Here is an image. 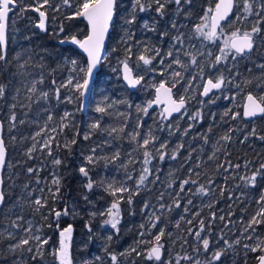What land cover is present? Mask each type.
I'll list each match as a JSON object with an SVG mask.
<instances>
[{"label":"rangeland","instance_id":"374dc122","mask_svg":"<svg viewBox=\"0 0 264 264\" xmlns=\"http://www.w3.org/2000/svg\"><path fill=\"white\" fill-rule=\"evenodd\" d=\"M213 1L214 0H192L191 4L195 6L196 4L201 5L205 3L204 11L206 12V10L213 8ZM39 2L42 3V0H39ZM81 2L82 0H69V4H64L63 0H49V4L40 9L45 12V28L55 27V30H51L55 38L60 40L61 44L67 43L68 46L71 47L70 49L76 44L72 41L73 37L76 38V36H74L76 27L75 25H71V29L66 31L63 29L64 27H62V21H64V19L68 20V17H81L75 15ZM149 2L150 0H141V3H143L146 8ZM161 2L164 3L165 0H161ZM184 2L185 0H181L180 5H183ZM257 2H259V0H257ZM170 3L171 2H168L166 4ZM134 4L135 0H128L127 2L123 1L121 5L117 7L121 20L124 19L123 21L128 23L127 21L131 20L133 15H136V12L139 11V7H136L134 10ZM29 5L32 7H28ZM36 6H38V0H17L15 10L9 13L8 31L10 33V43H12L13 40L17 38V34L22 31H24V35L28 29L31 30L33 27H36L38 31L41 30L38 27L41 19L40 15L37 11L33 10ZM156 7L157 5L154 0H152V6L147 10L150 12L153 10L159 14L156 11ZM166 9L165 7L164 14ZM180 9V6L174 8L169 21L172 28L164 30L161 34L164 36L165 32H169V29L170 31L172 29L175 30L172 38L165 42V46L163 48H157L160 54L157 55L155 51L151 50L147 53L143 52L142 54V50H140L139 54L133 59V71L140 76L150 74L152 71L150 74V83H148L146 87L153 85V80L156 79L158 73H168L172 77L175 76V72H179L181 75L175 76L172 81L173 84L178 86L177 95L187 98L193 104L197 101V97L199 99V92L204 78L211 76L219 78L223 76L224 78H228V84L225 86V89L218 91L217 94L207 99H199L197 101L198 106L195 108L193 107L190 112H188V110L183 111L168 123L163 122L159 125L155 116V110H150L147 105L143 107L142 101L137 98L136 94H128L126 96V93L123 92L121 88L122 82H120L118 86L116 83H113V75L117 76L119 74V71L117 72V68L119 69L118 61L123 60L122 57L118 59V56L113 55V45L115 41L122 42V40L128 39V34L131 32L128 30L129 27H126L125 33L115 34L112 39L108 40L98 72L99 76L97 82L94 89H92L90 99L85 107V111L82 113L83 117L81 116V118H77L78 116L76 115L80 112L81 90H77L75 85L77 83L82 84L84 81L85 72L87 70L85 58L83 59L79 55H74L69 50L65 52L58 51V55L53 58L54 64L51 66L48 61L43 58V48L36 47V50H34L36 54L33 58L30 57L27 59L26 65L23 66L19 75L21 83L16 84L14 88L11 89L8 95L9 101L5 104L0 98V120L3 122V137L7 148L3 181L4 179H11L13 181L15 175L23 180L24 176L27 175L26 172L28 169L26 171L19 169L15 171L13 166L22 162L24 158L25 160L27 158V162L30 164L29 168L33 169L28 175L34 176L33 178L30 177L25 183L22 182L20 185H15L16 188L13 187L12 184L9 189L8 186L3 187L4 202L0 205V243L3 239L7 240V253L22 251L24 248L21 246L23 245L18 248L15 246L20 244L24 239H29V244L25 245V254L29 248L33 249L34 253L43 250L44 243L41 244L36 241L34 237L39 236L41 241H47L48 239L47 235L43 232L42 224H40L37 219V215L42 219L48 218V211L44 212V214H41L40 211L42 210L43 204L48 199L53 200L51 196L54 195L57 188V185L53 184V180L58 178V172L54 167V161L57 160V156L53 154V148L59 139H62L63 144L68 146L77 135L78 127H80L81 124L83 130L81 136L83 138L86 135H90L92 128H98L99 134L104 133V139L100 143H104V146L94 142V144L89 145L88 152L83 153L82 157L83 160L89 163L87 158L92 156V164L96 163L99 158L105 160L103 172L101 174L104 186L107 188L112 198L120 199L124 192H117L113 195L112 189L124 187L129 190L125 192L135 194L143 187H149L154 181H159L165 185L170 178H175L174 170H170L167 174L165 173L159 176L154 168L152 169L154 166L152 163L145 166V164H141V161L143 162L146 157L145 152L161 155L162 151L169 145L170 138L175 139L173 140L175 144L180 140V136L186 133L188 134L187 128L190 126L185 118L187 115L193 114L194 116L196 113L205 114L210 104L217 105V116L222 115V112L228 111L232 109L233 106H237L242 102L245 94L249 92L248 89L246 91L248 85H252L255 89L259 88L260 91L257 90L259 92V98L264 96V67H261V65H264V33L262 32L264 29V12H262L260 16L248 15L243 10V0H235V9L232 17L216 33V36L212 40H209L196 32V27L198 25L208 24L205 19L207 14L205 16L199 15V11H194L191 12V20L193 21L189 22L182 20V22L178 23L175 19ZM63 13L64 17H60ZM237 17H239V19ZM259 22L262 24L261 28L259 27L260 32L257 33V35H259V41L257 40V45L259 44V47L257 50L259 51H257L256 55L260 57L259 61L253 60L254 64L250 63V66L246 67L245 70H240L236 68V55L232 54L231 50L225 49V52H229L227 58L222 59L221 63L212 67V65L215 64L216 57L223 56L221 49H224V41L231 36L233 31L239 30L241 33L244 31L250 32L254 26H259ZM68 23H70V21H68ZM145 23L149 25V28L146 29L144 27ZM173 24L175 27H173ZM152 25L153 23L148 18H142L141 30L152 31L150 30L152 29ZM127 26L130 25L127 24ZM203 30L208 32L207 27H204ZM29 36V33H26L24 36L28 39V42L30 41ZM177 37L180 38L179 41H177ZM76 39L79 40L78 37ZM113 40L115 41L113 42ZM10 43H8V45ZM8 45L6 50L8 49ZM169 51L172 52V56L167 55ZM130 52L131 51H129L127 47L120 50L123 57L128 56ZM141 55L155 58L152 60V64L145 65L143 61L139 59ZM193 57H195L196 60L195 64L191 62ZM177 58L184 67L173 63ZM161 60H163V63L160 62ZM249 60L250 58L245 57L244 65ZM73 61H75V63H73ZM169 65H171V67H169ZM81 69L84 71H81ZM249 72L252 73L251 76H249ZM163 77L165 78V76ZM69 80H71V83H69ZM109 81H111L110 84ZM33 84L36 85L35 92L31 91ZM112 89H115L116 93L112 94ZM44 92L48 93L46 98L42 95ZM13 105H15V107H13ZM98 107H105L106 112L100 113L96 111ZM144 108H147V114L142 111ZM141 112L143 113L142 117L140 115ZM13 115L15 116V120L12 119ZM49 117H51V119H49ZM142 118L143 123L141 120ZM219 120L220 119L217 118L216 123L209 124L208 134H206V136L211 141V151L208 153L207 157H205V160L207 163L209 160V164L215 162V168L219 170V173L225 176L220 183H216L212 187L213 195L212 197H208L206 209L201 212L198 220L207 219L208 222L211 223L214 221L215 217L220 220L221 223L215 231L217 235H220V238L215 239V251H221L223 254L228 252V257L227 260L218 264H235L237 258L245 251H251L250 249L253 247L264 248V223L249 226L250 221L254 217L258 220L264 219V217L257 215L264 209V202H261L260 199L261 196L264 195V179L257 194L250 195L248 190L245 193L240 191V189L244 188V185H246V180L248 178L246 175H248L250 172L249 170L252 169L251 159L248 155H253V153H256L257 149L253 146L251 137L253 132L255 133V131H257L255 129L260 127V124L256 126L255 122H250L248 125H236V130L239 133L235 134H238L241 137V141L245 144L243 149H241L238 146H231L235 143V137L229 135L231 133H229V128L231 126L228 127V129L225 128L227 134H219L213 137V139L209 137V135H215L214 133L215 130H217L216 126L219 125ZM97 124H99V127H95ZM140 126L142 127L141 133L138 132ZM263 126L264 120L261 122V127ZM127 127H130L126 132L127 138L130 140L132 139V146L124 152L121 161L118 163L117 154L121 156L119 150L117 149V151L113 148L107 149V146L110 144V139L108 140L107 138H110V136L119 137L117 135ZM84 128L86 130H84ZM112 129H116V131H112ZM161 132H166L165 134L168 135H166V137H160ZM37 133H39V135H37ZM137 133L139 135H136ZM134 136L135 139L133 138ZM225 136H228L229 139H223ZM146 138L149 139L150 142L145 147L143 146V140ZM160 138L162 140H160ZM45 141H50L49 146L45 147ZM93 149H95L94 152ZM104 149H106V151H104ZM260 149L261 148H259V150ZM18 150L20 151L18 152ZM220 150L222 152H220ZM49 152H51V154H49ZM236 154L241 158L240 165L228 164L225 166L224 162L226 159ZM21 155L24 156L22 157ZM26 167H28V165H26ZM119 169L122 173L117 175ZM145 169L148 171L145 172ZM142 175L147 178L143 184H139V179ZM228 178L230 180H228ZM109 185H112V188H109ZM178 189L175 191L177 192ZM5 193H9L10 195L6 202ZM189 196L191 198V195ZM37 199L41 200L40 205L35 203ZM78 202L79 200L75 201L74 205H78ZM113 203L114 202L106 201L98 210L93 209L89 212V214L93 212L95 214L104 215V227L102 230L98 231L101 236L100 240L95 245L96 248H100L90 253L87 259L88 262L93 261L92 264H156V260H149L147 254L152 247L157 245L155 238L160 235L161 232L165 234L166 242L162 248L161 260L157 264L161 262L166 263L174 255L180 257L184 252L183 249H186L188 244L194 246L193 248L196 247V242H193V240L187 244L183 242V238L189 235V233H191L190 239L194 237L193 223L195 218H197V213L200 212L197 207H195V202H190V207L188 206L186 211L179 212L173 222H171L174 227L173 230L164 231V226H161L159 230L153 232L154 225L151 224V218L155 213L154 211H151L143 220L133 221L131 224L129 223L131 225L129 226L132 227L130 231L133 230V233H130L129 242L125 243L119 251V256L115 253H110V256L106 255L103 252L112 235L111 230L113 227L110 223H105V221L112 219L109 213L110 209L113 213L116 212V209H112L111 207ZM76 205L75 208L78 210L76 213L79 211L82 212ZM166 209H169V205L166 206L165 210ZM242 209L246 210L241 211ZM221 217H223V219H221ZM133 234L134 236L131 238ZM72 240H74V238L71 233V239L68 241L69 247ZM236 241H239V243H236ZM244 245H249V248H245ZM48 248L51 251L48 252V255H54L57 263L60 264L59 256L54 254L58 253L60 248L59 241L52 248L51 245H49ZM69 249L70 248H68V250ZM180 251H182L181 254ZM256 253H260L259 255H261L263 252L256 251ZM9 255L11 254L9 253ZM113 256L116 257L115 261L112 259ZM185 256L188 255L185 254ZM19 257L20 256H17L15 259L12 258L9 262L0 264H16L18 263L17 259ZM70 259L72 262L73 258ZM80 261H78L79 264H81ZM187 261L188 259H184V264H188ZM179 264L181 263L179 262Z\"/></svg>","mask_w":264,"mask_h":264},{"label":"trees","instance_id":"16d2710c","mask_svg":"<svg viewBox=\"0 0 264 264\" xmlns=\"http://www.w3.org/2000/svg\"><path fill=\"white\" fill-rule=\"evenodd\" d=\"M118 5L121 3L127 2L128 0H117ZM119 7V6H118ZM60 17H64V13L61 14ZM68 20L62 21L63 29L68 31L72 27L71 25H75V35L76 38L79 39L86 34V25L83 22L82 18H67ZM70 21V23H68ZM262 24L259 22V26L261 28ZM264 26V21H263ZM32 30V31H31ZM31 30H27L26 33H29V42L28 39L23 35V32L17 34V38L13 40L12 43L8 45V49L6 50V59L0 61V85H3L5 88V95L1 100L6 104L9 101V93L11 89L14 88L16 84H20L19 75L21 73V69L24 65H26L28 58H33L36 54L34 50L36 47L43 48L42 51L43 58L48 61L49 65L53 66V58L58 55L59 52H65L69 50L72 54H76L84 57L78 52L75 45L73 48L66 45L62 46L60 40L55 38L52 29H47L45 31H38L36 27H33ZM55 30V27L53 28ZM55 32V31H54ZM262 32H264L262 30ZM257 35V34H256ZM257 40L259 41V37L257 36ZM259 44L254 50L256 54L257 48ZM44 52V53H43ZM258 57V56H257ZM260 59V57H258ZM242 69L245 70L244 66ZM3 104V103H2ZM15 110V109H13ZM80 116V113L78 112ZM82 116V115H81ZM133 126V125H132ZM131 126V127H132ZM135 126V125H134ZM190 127L187 128V132L191 128H193V124L190 123ZM203 127V125H201ZM130 127H127L121 133L116 136H110L107 139L110 141V144L107 146V149H118L119 154L121 156H117V162L119 163L124 155V152L128 150L129 147L132 146V139L127 138L126 130H129ZM142 127H139L138 132L141 133ZM127 130V131H128ZM91 133L88 136V139H85L81 136L82 124L81 127H78L77 135L74 138L75 143H70L68 146L64 145L62 139H59L56 145L53 148V154L57 156V159L61 161V164H55L54 167L57 170L58 178L60 179L59 192L51 199H48L42 206L41 214L48 211V218L42 219L37 215V219L40 224L43 226V232L47 235V243H44V248L41 252L36 251L34 253L32 251H27L25 254V245L21 246L24 248L22 251H14L7 253L6 243L7 240L3 239L0 243V263L9 262L12 258L17 259L16 264H58L54 255H48V246L53 239L56 237V234L59 232L67 224H72L73 226V241H76V246L74 249V254L72 256L73 261L72 264H92L93 261L88 262L87 259L91 252L98 250L95 247L97 242L100 240V236L98 231L102 230L104 227V215H99L95 213L89 212L93 209H97L104 204L106 201L118 203L119 205V223L116 228L112 229V235L108 240V244L105 247L106 255L110 256V253H115L119 256V251L122 249L125 243L129 242L130 233H133V230L130 231L132 227H130L133 221L143 220L145 216H147L151 211H154V215L151 218V224L154 225L153 232H156L160 229L161 226H164V231L173 230L174 227L171 222H173L174 218L177 216L179 212L186 211L190 202H195V207L200 211L197 213V218H195L193 227L194 234L193 238L190 239L191 233L183 238L184 244L190 243L191 240L196 242V247L187 245V252L184 248V252L180 251V257L174 255L170 258L166 263L161 262L160 264H177V261L181 264H184L185 254L191 257L188 259V264H196V261H199V264H218L224 260H227L228 252L223 254L221 251H215V239L220 238V235H217L216 228L220 225V220L216 217L214 221L208 222L207 219L198 220V217L201 215V212L206 209V202L209 199L208 197H212L213 195V186L216 183H220L223 180L222 173H219V170L216 169V163H208L206 162V158L208 153L211 151L210 143L208 142V138L205 134H191L188 137V134H183L180 136V140L177 141V145L174 144L173 138H170L169 145L162 151L163 159L161 160V155L151 154L149 152V156L145 157L141 164H145L147 166L149 163H152L154 166V170L156 173L161 176L163 174H167L170 170H174L175 178H170L165 185H163L159 181H154L149 187H143L139 190L138 193L124 192L121 195V198H112L105 188L103 183V178L101 177L103 164L105 160L103 158H99L96 163H87V161L83 160V153L88 152L89 145L94 144V142L98 143V145L104 146V143L100 144L104 139V133L99 134L98 128L91 129ZM194 131V129H191ZM203 129H200V132ZM257 136L253 139L257 141V150L256 153L248 155L251 159L252 169L249 170V174L246 175L250 178L254 173L258 170L260 171V175L257 176L255 185L249 183V180H246V185L244 188L240 189L241 192L245 193L247 190L250 195L257 194L259 191L263 179H264V169H261V165H264V150H262L263 134L261 133V129L257 130ZM209 143V144H208ZM244 143H239L238 137L235 140L233 146H238L243 149ZM259 148H261L259 150ZM117 150V151H118ZM20 150H18L19 152ZM106 151V149H104ZM220 152H222L220 150ZM242 153V152H240ZM256 155L258 161H256ZM22 157L24 155H21ZM175 157V158H173ZM148 160V163H145V160ZM263 161V162H261ZM84 162V163H82ZM229 162V163H228ZM241 163V158L238 154L229 156L224 162V165L228 164H239ZM28 165V167H26ZM23 166V167H22ZM30 164L27 162V158L22 160V162L17 163L13 166L15 171L22 170L26 171L29 168ZM81 167H85L88 171V177H85L79 169ZM26 168V169H24ZM27 170V175L24 176L23 180L20 177L15 175L14 184L11 179H4V187L8 186V189L15 185H20L22 182H27L30 177L33 178V175H28L29 171ZM122 172L120 169L117 171V175H120ZM219 174V175H218ZM104 175V174H103ZM173 177V176H171ZM89 178L93 184L91 190H89L86 185L89 183ZM189 181L187 184H183V181ZM228 180H230L228 178ZM16 181V182H15ZM183 184V189L181 185ZM179 186V189H178ZM16 188V187H15ZM203 188V191L201 190ZM57 189V188H56ZM176 189L177 192L175 191ZM191 195V198L190 196ZM84 196V197H83ZM5 202L9 199V193H5ZM85 197H87L85 199ZM130 198V202H129ZM79 200V204L76 205L79 207L82 212L76 213L78 210L75 208V201ZM169 205V209H166V206ZM90 207V209H89ZM190 207V206H189ZM67 208L68 214L64 215L63 210ZM78 208V209H79ZM89 209V210H88ZM1 210V208H0ZM57 210H61V216L57 218L55 213ZM169 210V211H167ZM246 209H242L241 211H245ZM117 211V210H116ZM54 218L56 220L54 221ZM199 221V222H198ZM203 222V223H201ZM130 223V224H129ZM196 223V224H195ZM59 225L56 227V225ZM130 225V226H129ZM129 226V227H128ZM127 230V231H125ZM199 232V238L196 236V233ZM104 233V231H103ZM134 234L131 236V238ZM57 239V237H56ZM204 239L209 240V248L207 251L203 249L202 241ZM166 242L165 234L161 237L159 244L164 245ZM167 244V243H166ZM167 246V245H166ZM241 246V244H240ZM216 252H221L222 255L219 260L213 261V254ZM133 254V253H132ZM260 253L245 251L241 256L237 258L235 264H256L257 256ZM35 257V259H33ZM84 258V260H83ZM155 261V260H153ZM20 262V263H19ZM155 263H159V261H155ZM119 264V263H118Z\"/></svg>","mask_w":264,"mask_h":264},{"label":"snow or ice","instance_id":"6c2138e0","mask_svg":"<svg viewBox=\"0 0 264 264\" xmlns=\"http://www.w3.org/2000/svg\"><path fill=\"white\" fill-rule=\"evenodd\" d=\"M64 4H69V0H63ZM155 4L157 5L156 11L163 15L164 14V9L166 6V3L172 2V0H165L164 3L161 2V0H154ZM174 2L177 5L181 4V0H174ZM186 3L191 4L192 0H185ZM244 2V12L247 13L248 15H256L260 16L262 12H264V0H243ZM49 4V0H42V3L39 2L38 0V6H36L33 10L37 11L40 15V23L38 27L40 29H45V12L41 11L40 9L45 7L46 5ZM17 5V0H0V61H3L6 59V48H7V28H8V18H9V13L14 11ZM255 5V7H254ZM152 6V0L147 5V8H151ZM28 7H32L29 5ZM116 7V0H82V2L79 5L78 10L76 11L75 15L76 16H83L86 17L89 23L92 26V35L88 36L86 40L80 41L77 40L75 37L72 38L73 43L78 44L81 48L84 49L85 52L88 53V56L90 58V63L87 68V71L85 72V78L83 83H77L75 85V88L77 90H87L88 88V83H89V78L91 77L92 70L95 68V66L99 63L100 61V50L103 46V41L104 37L108 31L109 25L113 19L114 15V10ZM136 7H139V11L143 12L146 11L147 8L146 6L141 3V0H135V4L133 5V9L135 10ZM234 7V0H220L219 3L216 4L215 6V15L211 17L212 20V25H211V31L205 32L203 29L204 27H207V25H198L196 27V32H198L200 35L204 36L205 38L212 40L216 36V29L220 24V21L225 20L229 13L232 11ZM259 9V10H256ZM211 12L212 9H209ZM208 17L205 16V19ZM239 19V17H237ZM247 18V17H245ZM128 23H135V16L133 15L131 20L127 21ZM144 27L147 29L149 28V25L147 23L144 24ZM173 27L175 25L173 24ZM63 30V29H61ZM152 31H155V28L150 29ZM260 32V28L257 26H254L252 30L249 31H244L241 33L239 30L233 31L231 36L224 41V49H221V52L223 53V56H218L216 57L215 64L212 65V67H215L216 64L221 63L222 59H226L227 55L229 52H225V49L228 50H234L235 55H242L246 51L250 52L253 49L254 46V39L253 36L254 34H257ZM166 34V33H165ZM177 41L180 40L179 37L176 38ZM130 51V49H129ZM156 54L159 55V50H155ZM168 56H172V52L169 51L167 53ZM155 57H146L144 55H141L139 57L140 60L143 61L145 65H150L152 64V60ZM163 63V60L160 61ZM193 64L196 63L195 57L192 58L191 61ZM75 63V61H73ZM123 63V68H124V79L127 80L128 84L131 85L132 87H136L138 84H140L141 80L143 77L139 78H134L132 75V70L129 68L127 61L122 62ZM173 63L181 65V67H184V65L181 63V61L177 58L173 61ZM171 67V65H169ZM261 67H264V65H261ZM81 71H84L81 69ZM175 76H180L181 74L179 72L174 73ZM55 83V82H53ZM69 83H71V80H69ZM225 83L224 77L220 76L215 82L210 78L207 80V84L204 87L203 90V95L207 96L209 92H211L213 89H220ZM173 87H175V84H173ZM31 91L35 92L36 91V85L33 84ZM58 92V90H57ZM163 92V96L160 95V93ZM172 89L168 88L165 86L164 83H161L159 87L157 88V97L155 103H167L169 107L165 108L164 111L170 116L173 112H180L181 109L185 108V99L183 97L179 98V100H175L172 98ZM83 94V92L81 93ZM5 95V88L3 85H0V98H3ZM42 95L46 98L48 96L47 92L42 93ZM249 103L246 105V110L244 112V115L247 117H253L256 116L257 114H264V96H261L259 98V101L257 100L256 97L252 96L251 94L248 95L247 97ZM151 106V103L149 104V107ZM15 107V105H13ZM96 111L100 113H105L106 108L105 107H98ZM142 111L147 114V108L142 109ZM227 114V113H225ZM68 115V114H66ZM200 113L196 114V117H199ZM196 117H193L195 119ZM13 120H15V116L13 115L12 117ZM51 119V117H49ZM2 124H0V129H2ZM95 127H99V124L95 125ZM112 131H116V129H112ZM39 135V133H37ZM136 135H139L138 133ZM85 139H88L89 137L86 135L84 137ZM135 139V136L133 137ZM223 139L227 140L229 139L228 136L223 137ZM261 139H264V137H261ZM150 140L149 139H144L143 140V146H147L149 144ZM72 143H75L73 140ZM50 141H45V147L49 146ZM163 147V145H162ZM95 149H93V152ZM51 154V152H49ZM150 154L148 152H145V156L148 157ZM118 156V154H117ZM164 157L161 155L160 159L162 160ZM175 158V157H173ZM88 162L92 163L93 162V157L89 156ZM6 160V148L4 145V141L2 138H0V168H2L5 164ZM149 161L146 159L145 163H148ZM55 164L59 165L61 164V161L59 159L54 161ZM261 169H264V165H261ZM29 172H32L33 169H29ZM79 171L85 176L88 177V171L85 167H81ZM148 170L145 169V172ZM260 171L258 170L256 173H254L250 178H247L249 180V183L255 185L257 176L260 175ZM147 177L142 175L139 179V184H143L145 179ZM189 181L185 180L183 181V184H187ZM53 184L59 186L60 184V179L56 178L53 180ZM183 184L181 185V188L183 189ZM86 187L91 190L93 187V184L89 178V183L86 185ZM109 188H112V185H109ZM203 191V188L201 189ZM129 191L127 188L120 187V188H114L112 189V194L115 195L117 192H125ZM59 192V187L56 189V193ZM55 195V193H54ZM87 197H85L86 199ZM261 202H264V195L261 196ZM4 202V192L0 191V203ZM130 202V198H129ZM37 205L41 204V200L37 199L35 201ZM190 203V201H189ZM112 209H116V212H112L111 209L109 210L110 215L112 216L111 220L105 221V223H110L113 228H116L117 224L119 223V205L118 203H113L112 204ZM63 214L67 215L68 214V209L65 208L63 210ZM56 217L59 218L61 216V212H56L55 213ZM260 217H264V209H262L258 214ZM223 219V217H221ZM203 223V222H201ZM260 223H264V219H257L253 218L250 221V225H257ZM71 227L69 226L68 228L64 229L61 231V241H60V248L58 250V253H54L59 256L60 259V264H72L70 256H69V245L68 241L71 239ZM164 235L163 232L160 233V235L156 236V241L157 245L152 247L150 252L147 254V258L149 260H156L160 261L161 260V250L163 248L162 244H159V241L161 240V237ZM196 236L199 238L200 233L197 232ZM251 238V237H249ZM34 239L41 244L47 243L46 240L41 241L39 236L34 237ZM203 243V249L205 251L208 250L209 248V240L204 239L202 241ZM236 243H239V241H236ZM29 244V239H24L20 242V244L16 245L15 247H20L21 245H27ZM245 248H249V245H244ZM253 252L256 251H261L264 252V248H257L253 247L250 249ZM28 251H32L31 248L28 249ZM222 253L221 252H216L213 254V261L219 260L221 257ZM35 259V257H33ZM113 261L116 260V257H112ZM181 259H191V257L185 256L182 257ZM258 264H264V255H259L257 257ZM170 264V262H169ZM177 264H179V260L177 261ZM196 264H199V261H196ZM211 264V262H210Z\"/></svg>","mask_w":264,"mask_h":264},{"label":"flooded vegetation","instance_id":"af4514ba","mask_svg":"<svg viewBox=\"0 0 264 264\" xmlns=\"http://www.w3.org/2000/svg\"><path fill=\"white\" fill-rule=\"evenodd\" d=\"M215 1L216 0L213 1V4H212L213 7H214V4H215ZM196 5L194 6V5L188 4L186 2H184L183 5H177L174 2V0H172V2L170 4H166L165 7L167 9L165 11V14H163V15L157 14L153 10H151V12L148 11V10L143 11V12L137 11L136 15H135V23H126L125 21H123L124 19L121 20V17L118 14L119 12H118L117 7L119 5H118V1L116 0L115 15H114L113 22L111 24V29H110V32H109L108 40L112 39L113 35H115V34L118 35V34L125 33V30L128 27H129L128 30L131 31V32H129V34H128L129 37H128L127 40L124 39V40H122V42L121 41H117L116 42L115 40H113V42L115 41L114 45H113L114 48L112 50L113 55L114 56H118V59L120 57H122V59H123L122 61H118L119 69L117 68V72L119 71V74L117 76L113 75V83H116L117 86H118V84H120V82H122L121 88H122L123 92L126 93V96L128 94H132V95L136 94L137 98L142 101L143 107L147 105L150 110H155V112H156L155 116H156V118L158 120V124L159 125L162 124L163 122L164 123H168L171 119H173L174 117L180 115L185 110H188V112H190V110L193 107L195 108L196 106H198L197 105V101L199 99H202V98L203 99H207V98L211 97L212 95L217 94L218 91H220L222 89H225V86H227V84H228V78L226 77V78H224L225 83L220 89H213L211 92H209V94L207 96H203L202 95V90H203V87L205 85V81L207 79L211 78L213 80V82H215L218 79V78L212 77V76L204 78V81L202 82V86H201V89H200V92H199V99L197 97V101H195L194 104H193L187 98H184L185 99V108H183L178 114H174V115L170 116L169 118H166V116L164 115V112L162 110V106L161 107H153L152 108L151 106L149 107V104L151 103L152 99L154 98L155 89L161 83H164L166 86H168V87H170L172 89V93L171 94H172L173 99L179 100V98H181V97H179L177 95L178 86L175 85V87H173V82L172 81H173V78L175 76L171 77V75H169L168 73L165 74L164 72L158 73V75L156 76V79L153 80V82H154L153 85H151L150 87H146V85L148 83H150V77H151L150 74L152 73V71L150 72V74L143 75V76L142 75L141 76L137 75L136 72L133 71V68H132V66L134 64L133 63V59L139 54L140 50H142L141 53L143 54V52L147 53L149 50L155 51V50H157V48L159 49V47L163 48L165 46V42L167 40H169L170 38H172V36L174 35V32H175L174 29H172L171 31L169 29V32H165L166 34H164V36H162L161 34H162V32L164 30H168V28H172V25L169 24L170 15L174 11V8L176 6H180L181 7L180 11L178 12L179 14L177 15V17L175 19V20L178 21V23L182 22V20L183 21H189V22L193 21V20H191V12L199 11L198 12L199 15H204L205 16L207 14V17H208L206 19V21L208 23L207 24V28H208V31H210L209 25H210L211 12L209 10H206V12L204 11L205 10V3H203L201 5H199V4H196ZM234 9H235V5H234ZM233 12H234V10H233ZM233 12H232L231 16L225 22H223L221 24V26L219 27L218 31L232 17ZM9 16H10V14H9ZM142 18H148L153 23V25L151 27L155 28V31L141 30ZM122 22H123V24H122ZM8 23H9V18H8ZM120 24H121V26H120ZM127 24L130 25V26H127ZM47 29H53V27L45 28L43 30L41 29L40 31H45ZM263 31H264V29H263ZM257 36L259 37V35H255V34L253 36L254 46H253V49L250 52H245L242 55H236L235 56V63L237 64L236 68H238L240 70H244V69H242V67L243 66H244V68L249 67L250 63H253V60L259 61V58L257 57L258 55H256L254 53V50L257 47ZM9 40H10V33L8 31V28H7V45L9 43ZM108 40H107V42H108ZM137 41H139V42H137ZM66 45H68V44L67 43L62 44L63 47H65ZM126 47L129 48L131 52L129 53L128 56L123 57L122 54L120 53V50L124 49ZM231 52H232V54H235L234 50H231ZM159 54H160V51H159ZM245 57L246 58H250V60L248 62H246V64L244 65ZM124 61H127L129 68L132 70V75H133L134 78L143 77V79L141 80L140 84H138L132 90L126 85V83L122 79V64H123L122 62H124ZM100 66H101V62H100ZM98 72H99V70L97 71L96 79L94 81V86H93L92 89H94L95 84L97 82V78L99 76ZM251 75H252V73L249 72V76H251ZM163 76H165V78ZM110 83H111V81H109V84ZM115 89H112V94L116 93ZM247 89L249 90V92H247L245 94L242 102L239 105H237V106H233L232 109H230L228 111H225V112H222L221 113L222 115H219V116L216 115L217 105H212V104H210V106H208V108H207L208 111H206L205 114H203V113L200 114L199 117H196V115L193 116V114L192 115H187V117H185L186 121L188 122L189 125H190V123L193 124V128H191V129H194V131H191V132L189 131L188 137L191 136V133H193V134H196V133L198 134L199 133L201 135L202 134H205V135L208 134L207 132H208V129H209V124L210 123H216L217 122V118H219L220 120L218 122L219 125L216 126L217 130H215V133H214L215 135H209V137L212 138V139H213V137L218 136L219 134H223V135L227 134V132L225 131V128L228 129V127L231 126L229 128V130H230L229 133L231 132L229 135H231V137L234 136L235 140L238 137V141L242 142L241 139H240L241 137L238 134H235V133H239L236 130V125L237 126L238 125H242V124L248 125L250 122H252V123L255 122L256 126H258V124H260V127L255 129V130L261 129V133L263 134V137H264V126L261 127V122L264 120V114H262L261 116L254 117V118L249 119V120H246L243 117L242 110H243V105H244V102H245V99H246L247 95L251 94L254 97H256L257 100L259 101V97H258L259 92L257 91V90H259V88L255 89V88H253L252 85H248L247 88H246V91H247ZM90 95H91V93H90ZM81 98H82V96H81ZM89 99H90V97H89ZM84 111L85 110H82V108H81V100H80V112H79L80 116L77 113L76 114L78 116L77 118H81V115L83 117L82 113ZM225 113H227V114H225ZM142 114L143 113L141 112L140 113L141 117H142ZM193 117H196V118L193 119ZM141 120H142V123H143V118ZM159 125H158V127H159ZM201 125H203V127H201ZM80 127H81V125H80ZM200 129H203V131L200 132ZM84 130H86V129L84 128ZM256 132L257 131H255V133L253 132L252 137H251V141H252L253 146L256 147V149H257V145H256L257 141H256V139H253V136L254 137L257 136ZM165 133L166 132H161L160 133V137H166V135H168V134H165ZM209 134H211V133H209ZM160 140H162V139L160 138ZM262 140L264 142V139H262ZM208 142L211 143L210 140H208ZM209 145L211 147V144H209ZM262 150H264V143L262 145ZM256 161H258L257 155H256ZM57 212H61V210H57ZM55 220H56V218H54V221ZM58 226L59 225L57 224L56 227H58ZM69 226L72 229L71 233L74 231L72 224L69 223V224L65 225L56 234L57 239L55 237L53 239V242H51V240H50V244L49 245H51V248L54 245H56L58 243V241H59V244H60V241H61V235H60L61 232L60 231H63L64 229L68 228ZM75 244H76V241H73V240L70 243V247H69L70 249L68 250L69 254H70V258H72L73 254H74V249H75V246H76ZM48 250H49V248H48ZM49 252H51V251L49 250Z\"/></svg>","mask_w":264,"mask_h":264},{"label":"water","instance_id":"95a60500","mask_svg":"<svg viewBox=\"0 0 264 264\" xmlns=\"http://www.w3.org/2000/svg\"><path fill=\"white\" fill-rule=\"evenodd\" d=\"M219 2H220V0H216V1H215L214 7H213V9H212V11H211V15H210V25H209V27H210V31H211V25H212L211 17H212L213 15H215V6H216V4L219 3ZM234 5H235V0H234ZM233 10H234V7H233L232 11L229 13L228 17H227L225 20L220 21V24H219V26L217 27L216 32L218 31V29H219V27L221 26V24H222L223 22H225V21L231 16ZM114 15H115V10H114ZM114 15H113V19H114ZM81 17H82L83 22H84L85 25H86V29H87V30H86V34H85L84 36H82L79 40H80V41H84V40L87 39L88 36L92 35V26H91V24L89 23V21L87 20L86 17H83V16H81ZM113 19H112V21H111V23H110V25H109V28H108V31H107L105 37H104L103 46H102V48H101V50H100V61H99V63L95 66V68H93V70H92V74H91V77L89 78L88 88H87V90H83V89H81V93L83 92V94H81V96H82V98H81V108H82V110H85V107H86L87 102H88L89 97H90V93H91L92 88H93V86H94V81H95V79H96L97 71H98L99 68H100V62H101L102 58L104 57V54H105V48H106V44H107V40H108V36H109V32H110V29H111V24H112V22H113ZM75 46H76L78 52H79V53L85 58V61H86V64H87V68H88L89 63H90V58H89V56H88V53L85 52L84 49L81 48L78 44H75ZM246 52H247V51H246ZM86 71H87V70H86ZM124 75H125V72H124V68H123V64H122V79H123V81L126 83V85H127L131 90L134 89L135 87H132L131 85H129L128 82H127V80L124 79ZM207 80H208V79H207ZM207 80L205 81V85H204V87H205L206 84H207ZM165 86H166V85H165ZM158 87H159V86H158ZM158 87H157V88H158ZM166 87H168V86H166ZM204 87H203V90H204ZM157 88L155 89V95H154V98H153L152 101H151V107L153 108V107H161V106H162V110H163L164 115L166 116V118H169L170 116H172V115H174V114H178L179 112H173V113L169 116V115L164 111L165 108L169 107V105H168L167 103H163V102H162V103H155V101H156V97H157ZM168 88H170V87H168ZM203 90H202V95H203ZM160 95L163 96V92H161ZM248 95H249V94H248ZM248 95H247V97H248ZM203 96H204V95H203ZM252 96H253V95H252ZM247 97H246L245 102H244V105H243V110H242L243 117H244L246 120H249V119H252V118H254V117L261 116L262 114H257L256 116H253V117H247V116L244 115V112H245V110H246V105H248V103H249ZM172 98H173V97H172ZM181 110H182V109H181ZM181 110H180V111H181ZM0 124H2V126H3V122H2L1 120H0ZM3 136H4V129H3V127H2V129H0V138H2L3 141H4V137H3ZM4 145H5V148H6V144H5V142H4ZM6 156H7V148H6ZM5 163H6V160H5ZM4 168H5V164H4V166H3L2 168H0V191H3V187H4V181H3ZM1 204H2V203H0V205H1ZM161 253H162V250H161ZM261 255H264V252H263ZM256 264H258V260L256 261Z\"/></svg>","mask_w":264,"mask_h":264}]
</instances>
